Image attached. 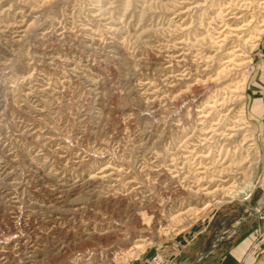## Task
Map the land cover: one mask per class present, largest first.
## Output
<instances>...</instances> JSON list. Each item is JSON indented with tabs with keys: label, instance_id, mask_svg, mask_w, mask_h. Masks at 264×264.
<instances>
[{
	"label": "rangeland",
	"instance_id": "374dc122",
	"mask_svg": "<svg viewBox=\"0 0 264 264\" xmlns=\"http://www.w3.org/2000/svg\"><path fill=\"white\" fill-rule=\"evenodd\" d=\"M261 84L264 0H0V264H264Z\"/></svg>",
	"mask_w": 264,
	"mask_h": 264
},
{
	"label": "crops",
	"instance_id": "0c3cea01",
	"mask_svg": "<svg viewBox=\"0 0 264 264\" xmlns=\"http://www.w3.org/2000/svg\"><path fill=\"white\" fill-rule=\"evenodd\" d=\"M260 80L263 84V77ZM261 85L258 87L259 88L258 89L259 98L256 99V101L257 103H259V106H257L258 108L256 109V112H259V114L263 116L264 115V87L263 85L262 86ZM249 222H251V220H249ZM218 242L219 241H215L214 244ZM223 244L224 242L221 243V245ZM239 248L240 246L237 247L236 249H232L230 252H227V253H223V251L221 252L219 251V249H216L214 250V252L210 253L201 264H238V260H239L238 257H240V251H241ZM211 255H214L213 258L211 259V261L207 262L208 258ZM141 261L142 262L140 264H143V262L145 263L143 259ZM174 264H177V263H174Z\"/></svg>",
	"mask_w": 264,
	"mask_h": 264
},
{
	"label": "water",
	"instance_id": "95a60500",
	"mask_svg": "<svg viewBox=\"0 0 264 264\" xmlns=\"http://www.w3.org/2000/svg\"><path fill=\"white\" fill-rule=\"evenodd\" d=\"M251 211V213H254V209H251L250 210ZM256 212V211H255ZM257 213V212H256ZM221 239L223 240L224 238H222L221 237ZM216 249V245H214L208 252H206V253H203V254H201L200 256H199V258L197 259V261L195 262V264H201L203 261H204V259L210 254V253H212L214 250Z\"/></svg>",
	"mask_w": 264,
	"mask_h": 264
},
{
	"label": "built area",
	"instance_id": "2783aa9c",
	"mask_svg": "<svg viewBox=\"0 0 264 264\" xmlns=\"http://www.w3.org/2000/svg\"><path fill=\"white\" fill-rule=\"evenodd\" d=\"M153 264H165V262L160 256H155L153 259Z\"/></svg>",
	"mask_w": 264,
	"mask_h": 264
},
{
	"label": "bare ground",
	"instance_id": "6f19581e",
	"mask_svg": "<svg viewBox=\"0 0 264 264\" xmlns=\"http://www.w3.org/2000/svg\"><path fill=\"white\" fill-rule=\"evenodd\" d=\"M260 210H261V208L257 209V213H259V212H260Z\"/></svg>",
	"mask_w": 264,
	"mask_h": 264
}]
</instances>
